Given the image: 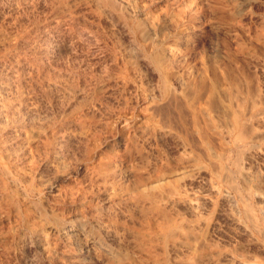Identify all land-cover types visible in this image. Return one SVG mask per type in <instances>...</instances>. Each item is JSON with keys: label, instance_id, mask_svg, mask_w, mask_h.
Returning <instances> with one entry per match:
<instances>
[{"label": "rangeland", "instance_id": "374dc122", "mask_svg": "<svg viewBox=\"0 0 264 264\" xmlns=\"http://www.w3.org/2000/svg\"><path fill=\"white\" fill-rule=\"evenodd\" d=\"M52 1L0 0V264H264V0Z\"/></svg>", "mask_w": 264, "mask_h": 264}, {"label": "bare ground", "instance_id": "6f19581e", "mask_svg": "<svg viewBox=\"0 0 264 264\" xmlns=\"http://www.w3.org/2000/svg\"><path fill=\"white\" fill-rule=\"evenodd\" d=\"M24 1H25V0H24ZM30 1H31V0H30ZM35 1H36V0H35ZM46 1H47V0H46ZM51 1H52V0H51ZM59 1H60V0H59ZM113 1H115V0H113ZM125 1H129V0H125ZM217 1H220V0H217ZM15 2H16V1H15ZM52 2H54V1H52ZM110 2H111V1H110ZM115 2H116V1H115ZM129 2H130V1H129ZM134 2H135V0H134ZM138 2H139V1H138ZM215 2H216V1H215ZM19 3H20V2H19ZM25 3H26V2H25ZM118 3H119V2H118ZM121 3H122V2H121ZM205 3H206V2H205ZM212 3H213V2H212ZM10 4H11V3H10ZM34 4H35V3H34ZM63 4H64V2H63ZM106 4H107V3H106ZM108 4H109V3H108ZM115 4H116V3H115ZM133 4H134V3H133ZM215 4H216V3H215ZM223 4H224V3H223ZM27 5H28V4H27ZM32 5H33V4H32ZM46 5H47V4H46ZM60 5H61V4H60ZM64 5H65V4H64ZM96 5H97V4H95V6H96ZM100 5H101V4H100ZM102 5H103V4H102ZM112 5H113V4H112ZM205 5H206V4H205ZM210 5H211V4H210ZM210 5H209V6H210ZM47 6H48V5H47ZM61 6H62V5H61ZM103 6H104V5H103ZM114 6H115V5H114ZM129 6H130V5H129ZM177 6H179V5H177ZM177 6H176V7H177ZM29 7H30V6H29ZM82 7H83V6H82ZM115 7H116V6H115ZM115 7H114V8H115ZM124 7H125V6H124ZM218 7H219V6H218ZM32 8H33V6H32ZM36 8H37V6H36ZM94 8H95V7H94ZM172 8H173V7H172ZM212 8H213V7H212ZM219 8H220V7H219ZM9 9H11V8H9ZM27 9H28V8H27ZM29 9H30V8H29ZM63 9H64V7H63ZM98 9H99V8H98ZM117 9H118V8H117ZM204 9H206V8H204ZM210 9H211V8H210ZM214 9H215V8H214ZM7 10H8V9H7ZM15 10H16V9H15ZM33 10L36 11V9H33ZM37 10H38V9H37ZM65 10H66V9H65ZM73 10H74V9H73ZM82 10H83V9H82ZM101 10H102V9H101ZM115 10H116V9H115ZM119 10H120V9H119ZM180 10H181V9H180ZM192 10H193V9H192ZM216 10H217V8H216ZM2 11H3V10H2ZM9 11H10V10H9ZM24 11H25V10H24ZM55 11H56V10H55ZM117 11H118V10H117ZM171 11H172V10H171ZM174 11H175V10H174ZM195 11H196V10H195ZM207 11H208V9H207ZM6 12H7V11H6ZM12 12H13V11H12ZM16 12H17V10H16ZM18 12H19V11H18ZM46 12H47V11H46ZM56 12H58V11H56ZM70 12H72V10H71ZM97 12H98V11H97ZM119 12H120V11H119ZM172 12H173V11H172ZM176 12H177V11H175L174 13H176ZM179 12H180V11H179ZM181 12H182V11H181ZM62 13H63V12H62ZM72 13H73V12H72ZM101 13H103V12H101ZM211 13H212V12H211ZM6 14H7V13H6ZM8 14H9V13H8ZM8 14H7V15H8ZM12 14H13V13H12ZM20 14H22V13H20ZM23 14H24V13H23ZM50 14H51V13H50ZM57 14H58V13H57ZM67 14H71V13H67ZM74 14H75V13H74ZM125 14H126V13H125ZM172 14H173V13H172ZM176 14H177V13H176ZM180 14H182V13H180ZM189 14H190V13H189ZM13 15H14V14H13ZM15 15H16V13H15ZM63 15H66V14H63ZM90 15H91V14H90ZM96 15H98V13H97ZM126 15H127V14H126ZM128 15H129V14H128ZM178 15H179V14H178ZM184 15H187V13H186V14L184 13ZM190 15H192V14H190ZM209 15H210V14H209ZM221 15L223 16L224 14H221ZM9 16H10V15H9ZM181 16H182V15H181ZM188 16H189V15H188ZM192 16H193V15H192ZM5 17H7V16H5ZM13 17H14V16H13ZM37 17H38V16H37ZM125 17H126V16H125ZM193 17H195V16H193ZM10 18H11V17H10ZM18 18H19V17H18ZM64 18H65V16H64ZM64 18H63V20H64ZM66 18H67V17H66ZM68 18H69V17H68ZM72 18H73V16H72ZM98 18H99V17H98ZM126 18H128V17H126ZM182 18H183V17H182ZM190 18H191V17H190ZM45 19H46V18H45ZM53 19H56V18H53ZM61 19H62V18H61ZM133 19H134V18H133ZM179 19L182 20L181 18H179ZM212 19H213V18H212ZM224 19H226V18H224ZM37 20H38V19H37ZM50 20H51V19H50ZM75 20H76V19H75ZM188 20H189V19H188ZM209 20H210V17H209ZM219 20H220V18H219ZM221 20H222V18H221ZM230 20H231V19H230ZM45 21H47V20H45ZM65 21H66V20H65ZM67 21H68V20H67ZM136 21H137V20H136ZM205 21H206V20H205ZM51 22H52V21H51ZM59 22H60V21H59ZM62 22H63V21H62ZM97 22H98V20H97ZM137 22H138V21H137ZM212 22H214V21H212ZM225 22H226V20H225ZM69 23H70V22H69ZM69 23H68V24H69ZM133 23H134V22H133ZM175 23H176V22H175ZM175 23H174V24H175ZM179 23H180V21H179ZM188 23H189V22H188ZM46 24H47V23H46ZM61 24H62V23H61ZM61 24H60V25H61ZM68 24H67V25H68ZM83 24H84V23H83ZM142 24H143V23H142ZM158 24H159V22H158ZM214 24H215V23H214ZM224 24H225V23H224ZM226 24H227V23H226ZM226 24H225V25H226ZM47 25H49V24H47ZM69 25H70V24H69ZM176 25H177V24H176ZM219 25H220V24H219ZM230 25H231V24H230ZM49 26H51V25H49ZM49 26H48V27H49ZM55 26H56V25H55ZM58 26H59V25H58ZM62 26H64V25H62ZM62 26H61V27H62ZM88 26H89V25H88ZM126 26H127V25H126ZM179 26H180V25H179ZM12 27H13V26H12ZM65 27H66V26H65ZM74 27H75V26H74ZM228 27H229V26H228ZM62 28H64V27H62ZM209 28H210V27H209ZM229 28H230V27H229ZM50 29H51V28H50ZM50 29H48V30H50ZM57 29H58V28H57ZM69 29H70V28H69ZM69 29H68V31H69ZM126 29H128V28H126ZM176 29H177V28H176ZM60 30H61V29H60ZM62 30H64V29H62ZM62 30H61V31H62ZM72 30H73V29H72ZM224 30H225V29H224ZM54 31H55V29H54ZM68 31H67V32H68ZM70 31H71V30H70ZM210 31H211V30H210ZM222 31H223V30H222ZM52 32H53V31H52ZM55 32H56V31H55ZM59 32H60V31H59ZM75 32H78V31H75ZM73 33H74V32H73ZM83 33H84V32H83ZM83 33H82V34H83ZM177 33H178V31H177ZM198 33H200V32H198ZM31 34H32V33H31ZM58 34H60V33H58ZM64 34H65V33H64ZM66 34H67V33H66ZM70 34H71V33H70ZM214 34H215V33H214ZM216 34H217V33H216ZM224 34H225V33H224ZM235 34H236V33H235ZM71 35H72V34H71ZM76 35H77V34H76ZM83 35H84V34H83ZM86 35H87V34H86ZM237 35H238V34H237ZM57 36H58V35H57ZM63 36H64V35H63ZM65 36H66V35H65ZM78 36H79V35H78ZM81 36H82V35H81ZM191 36H192V35H191ZM220 36H221V35H220ZM71 37H72V36H71ZM74 37H75V36H74ZM74 37H72V38H74ZM83 37H84V36H83ZM83 37H82V38H83ZM85 37H86V36H85ZM87 37H88V36H87ZM196 37H197V36H196ZM79 38H80V37H79ZM183 38H184V37H183ZM200 38H201V37H200ZM236 38H237V36H236ZM65 39H66V37H65ZM65 39H64V40H65ZM77 39H78V38H77ZM80 39H81V38H80ZM84 39H85V38H84ZM86 39H87V38H86ZM176 39H177V38H176ZM225 39H226V38H225ZM44 40H45V39H44ZM71 40H72V39H71ZM87 40H88V39H87ZM87 40H86V41H87ZM218 40H219V39H218ZM218 40H217V41H218ZM24 41H25V40H24ZM46 41H47V40H46ZM72 41H73V40H72ZM79 41H80V40H79ZM73 42H74V41H73ZM80 42H81V41H80ZM82 42H83V41H82ZM84 42H85V41H84ZM71 43H72V42H71ZM91 44H93V43H91ZM225 44H226V43H225ZM32 45H33V44H32ZM61 45H62V44H61ZM80 45H81V44H80ZM84 45H85V44H84ZM28 46H29V45H28ZM85 46H87V45H85ZM31 47H32V46H31ZM154 47H155V46H154ZM185 47H186V46H185ZM25 48H26V47H25ZM32 48H33V47H32ZM75 48H76V47H75ZM83 48H84V47H83ZM162 48H163V47H162ZM118 49H119V48H118ZM141 49H142V48H141ZM49 50H50V49H49ZM72 50H73V49H72ZM116 50H117V49H116ZM154 50H155V49H154ZM14 51H15V50H14ZM125 51H126V49H125ZM158 51H159V50H158ZM126 52H127V51H126ZM143 52H144V51H143ZM164 52H165V51H164ZM174 52H175V51H174ZM180 52L182 53V51H180ZM74 53H75V52H74ZM91 53H92V52H91ZM91 53H90V54H91ZM150 53H151V52H150ZM166 53H168V52H166ZM172 53H173V51H172ZM175 53H177V52H175ZM126 54H127V53H126ZM177 54H178V53H177ZM143 55H144V53H143ZM163 55H164V53H163ZM165 56H166V55H165ZM171 56H172V54H171ZM171 56H170V57H171ZM182 56H183V55H182ZM186 56H187V55H186ZM28 57H29V56H28ZM128 57H129V56H128ZM144 57H145V56H144ZM174 57H175V56H174ZM180 57H181V56H180ZM202 57H204V56H202ZM206 57H207V56H206ZM50 58H51V57H50ZM148 58H149V57H148ZM210 58H211V57H210ZM122 59H123V58H122ZM171 59H172V58H171ZM112 60H113V57H112ZM112 60H111V61H112ZM119 60H120V59H119ZM184 60H185V59H184ZM213 60H214V59H213ZM4 61H5V60H4ZM115 61H116V60H115ZM169 61H170V60H169ZM27 62H28V61H27ZM31 63H32V62H31ZM114 63H115V62H114ZM173 63H174V62H173ZM173 63H172V64H173ZM217 63H219V62H217ZM217 63H216V64H217ZM116 64H117V63H116ZM119 64L121 65L120 61H119ZM150 64H151V63H150ZM169 64H171V63H169ZM172 64H171V65H172ZM177 64H178V63H177ZM19 65H20V64H19ZM102 65H103V64H102ZM120 65H119V66H120ZM211 65H212V64H211ZM214 65H215V64H214ZM217 65H218V64H217ZM220 65H221V64H220ZM36 66H37V64H36ZM17 67H18V66H17ZM121 67H122V65H121ZM125 67H126V66H125ZM167 67H168V66H167ZM211 67H212V66H211ZM221 67H222V66H221ZM20 68H21V67H20ZM24 68H25V67H24ZM39 68H40V67H39ZM153 68H154V67H153ZM176 68H177V67H176ZM205 68H206V67H205ZM8 69H9V68H8ZM22 69H23V68H22ZM29 69H30V68H29ZM43 69H44V68H43ZM122 69H123V68H122ZM165 69H166V68H165ZM172 69H173V67H172ZM214 69H215V68H214ZM214 69L212 68L211 70H214ZM5 70H6V69H5ZM19 70H20V69H19ZM19 70H18V71H19ZM120 70H121V69H120ZM188 70H189V69H188ZM218 70H219V68H218ZM43 71H44V70H43ZM125 71H126V70H125ZM171 71H172V70H171ZM171 71H170V72H171ZM215 71H216V69H215ZM238 71H239V70H238ZM0 72H1V71H0ZM8 72H9V71H8ZM167 72H168V71H167ZM197 72H198V71H197ZM219 72H220V71H219ZM22 73H23V72H22ZM35 73H36V72H35ZM35 73H34V74H35ZM37 73H38V72H37ZM47 73H48V72H47ZM164 73H165V72H164ZM215 73H216V72H215ZM189 74H190V72H189ZM206 74H207V73H206ZM219 74L222 75V73H219ZM239 74H240V73H239ZM9 75H10V74H9ZM12 75H13V74H11V76H12ZM36 75H37V74H36ZM121 75H123V74H121ZM199 75H200V74H199ZM209 75H211V74H209ZM261 75H262V74H261ZM14 76H16V75H14ZM123 76H124V75H123ZM159 76H160V75H159ZM161 76H163V75H161ZM211 76H212V75H211ZM217 76H218V75H217ZM23 77H24V76H23ZM124 77H125V76H124ZM188 77H189V76H188ZM190 77H191V76H190ZM207 77H208V76H207ZM14 78H15V77H14ZM14 78H13V79H14ZM45 78H46V77H45ZM117 78H118V77H117ZM167 78H168V77H167ZM169 78H170V77H169ZM191 78H192V77H191ZM222 78H223V77H222ZM243 78H244V77H243ZM107 79H109V78H107ZM110 79H111V78H110ZM114 79H115V77H114ZM129 79H130V77H129ZM197 79H198V78H197ZM197 79H195V81H197ZM208 79H209V78H208ZM233 79H234V78H233ZM24 80H25V79H24ZM115 80H116V79H115ZM118 80H119V79H118ZM120 80H121V79H120ZM124 80H125V78H124ZM160 80H161V79H160ZM190 80H191V79H190ZM261 80H262V79H261ZM261 80H260V81H261ZM7 81H8V80H7ZM7 81H6V82H7ZM112 81H113V80H112ZM128 81H129V80H128ZM169 81H170V80H169ZM181 81H182V80H181ZM187 81H188V80H187ZM199 81H200V80H199ZM15 82H16V81H15ZM21 82H22V81H21ZM46 82H47V81H46ZM119 82H120V81H119ZM121 82H122V81H121ZM160 82H161V81H160ZM182 82H183V81H182ZM213 82H214V81H213ZM2 83H3V82H2ZM101 83H102V82H101ZM113 83H114V81H113ZM125 83H126V82H125ZM180 83H181V82H180ZM180 83H179V84H180ZM209 83H210V82H209ZM127 84H128V83H127ZM184 84H185V83H184ZM184 84H183V85H184ZM192 84L194 85V83H192ZM200 84H202V83H200ZM203 84H206V83L203 82ZM259 84H260V83H259ZM261 84H263V83L261 82ZM1 85H3V84H1ZM68 85H69V84H68ZM71 85H72V84H71ZM160 85H161V84H160ZM160 85H158L159 88H160ZM252 85H254V84H252ZM112 86H113V85H112ZM119 86H120V85H119ZM119 86H118V87H119ZM123 86H124V85H123ZM178 86H179V85H178ZM180 86H181V85H180ZM214 86H216V85H214ZM229 86H230V85H229ZM258 86H259V85H258ZM62 87H63V86H62ZM176 87H177V86H176ZM246 87H247V85H246ZM23 88H24V87H23ZM115 88H116V87H115ZM124 88H125V87H124ZM159 88H158V89H159ZM169 88H170V87H169ZM177 88H178V87H177ZM182 88H183V87H182ZM208 88H209V87H208ZM251 88H252V87H251ZM15 89H16V88H15ZM111 89H112V88H111ZM230 89H231V87H230ZM259 89H260V88H259ZM0 90H1V89H0ZM115 90H116V89H115ZM161 90H162V89H161ZM161 90H160V91H161ZM175 90H176V89H175ZM208 90H209V89H208ZM246 90H247V89H246ZM263 90H264V89H263ZM263 90H261V92H262ZM3 91H4V90H3ZM109 91H110V90H109ZM112 91H113V90H112ZM178 91H179V90H178ZM64 92H65V91H64ZM165 92H166V91H165ZM165 92H164V93H165ZM170 92H171V90H170ZM174 92H175V91H174ZM179 92H180V91H179ZM195 92H196V91H195ZM24 93H25V92H24ZM161 93H162V92H161ZM181 93H182V92H181ZM228 93H230V92H228ZM262 93H263V92H262ZM171 94H172V93H171ZM171 94H170V96H171ZM176 94H177V93H176ZM179 94H180V93H179ZM6 95H7V94H6ZM15 95H16V94H15ZM137 95H138V94H137ZM160 95H161V94H160ZM177 95H178V94H177ZM262 95H264V94H262ZM172 96H173V95H172ZM175 96H176V95H175ZM66 97H67V95H66ZM75 97H76V96H75ZM153 97H154V96H153ZM181 97H182V96H181ZM86 98H87V97H86ZM139 98H140V97H139ZM145 98H146V97H145ZM160 98H161V97H160ZM177 98H180V97H177ZM182 98H183V97H182ZM263 98H264V97H263ZM1 99H2V98H1ZM29 99H30V98H29ZM134 99H135V98H134ZM151 99H153V98H151ZM155 99H157V98H155ZM164 99H165V98H164ZM180 99H181V98H180ZM240 99H241V97H240ZM242 99H243V98H242ZM9 100H10V99H9ZM120 100H121V99H120ZM131 100H132V99H131ZM137 100H138V99H137ZM140 100H141V98H140ZM153 100H154V99H153ZM30 101H31V100H30ZM142 101H143V98H142ZM146 101H147V100H145V102H146ZM149 101H150V100H149ZM254 101L256 102V101H258V100H254ZM259 101H260V100H259ZM259 101H258V102H259ZM4 102H5V100H4ZM70 102H71V101H70ZM93 102H94V100H93ZM133 102H134V101H133ZM147 102H148V101H147ZM162 102H164V101H162ZM166 102H167V101H166ZM166 102H165V103H166ZM255 102H254V103H255ZM2 103H3V102H2ZM131 103H132V102H131ZM135 103H139V102H135ZM168 103H169V101H168ZM177 103H179V101H178ZM177 103H176V104H177ZM76 104H77V103H76ZM93 104H94V103H93ZM121 104H122V103H120V105H118V104H117V105H118V106H121ZM132 104H134V103H132ZM140 104H141V103H140ZM145 104H146V103H145ZM173 104H174V103H173ZM182 104H183V102H182ZM186 104H187V103H186ZM239 104L241 105L240 100H239ZM243 104H244V103H243ZM247 104H248V103H247ZM135 105H136V104H135ZM138 105H139V104H138ZM167 105H168V104H167ZM167 105L165 104V106H167ZM170 105H171V104H170ZM177 105H179V104H177ZM218 105H219V104H218ZM258 105H259V103H258ZM263 105H264V104H263ZM70 106H71V105H70ZM91 106H92V105H91ZM100 106H101V105H100ZM122 106H123V105H122ZM129 106H130V105H129ZM141 106H142V104H141ZM145 106H146V105H145ZM162 106H163V104H162ZM165 106H164V107H165ZM168 106H169V105H168ZM171 106H172V105H171ZM193 106H194V105H193ZM214 106H215V105H214ZM216 106H217V105H216ZM241 106H242V105H241ZM248 106H250V102H249V105H248ZM253 106H254V104H253ZM11 107H12V106H11ZM97 107H98V106H97ZM132 107H133V106H132ZM147 107H148V106H147ZM157 107H158V106H157ZM173 107H174V105H173ZM181 107L183 108V105H180V108H181ZM217 107H218V106H217ZM256 107H257V106H256ZM256 107H255V108H256ZM12 108H13V107H12ZM74 108H75V107H74ZM89 108H90V107H89ZM98 108H99V107H98ZM116 108H117V106H116ZM116 108H115V109H116ZM154 108H155V106H154ZM158 108H159V107H158ZM165 108H166V107H165ZM182 108H181V109H182ZM220 108H221V107H220ZM257 108H258V107H257ZM32 109H33V108H32ZM90 109H91V108H90ZM100 109H101V108H100ZM149 109H152V108H149ZM159 109H160V108H159ZM172 109H173V108H172ZM183 109H184V108H183ZM212 109H213V108H212ZM231 109H232V108H231ZM249 109H250V107H249ZM253 109H254V108H253ZM1 110H2V109H1ZM13 110H14V109H13ZM15 110H16V109H15ZM74 110H75V109H74ZM122 110H123V109H122ZM165 110H167V109H165ZM170 110H171V108L169 107V111H170ZM191 110H192V109H191ZM263 110H264V109H263ZM124 111L126 112L127 110H124ZM149 111H150V110H149ZM160 111H161V110H160ZM185 111H186V110H185ZM214 111H216V110H214ZM221 111L224 112L223 110H221ZM253 111H254V110H253ZM259 111H260V110H259ZM0 112H1V111H0ZM12 112H13V111H12ZM14 112H15V111H14ZM83 112H84V111H83ZM118 112H119V110H118ZM122 112H123V111H122ZM186 112H187V111H186ZM237 112H238V111H237ZM8 113H9V112H8ZM29 113H30V112H29ZM88 113H89V112H88ZM110 113H111V112H110ZM132 113H133V112H132ZM154 113H155V111L153 112V114H154ZM157 113H159V112H156V114H157ZM160 113H161V112H160ZM160 113H159V115H160ZM170 113H171V111H170ZM170 113H169V114H170ZM183 113H185V112H183ZM187 113H188V112H187ZM215 113H216V112H215ZM220 113H221V112H220ZM257 113H258V111H257ZM2 114H3V113H2ZM6 114H7V113H4V116H5ZM68 114H69V113H68ZM75 114H76V113H75ZM83 114H84V113H83ZM122 114H123V113H122ZM126 114H127V112H126ZM126 114H124V115H126ZM130 114H131V113H130ZM173 114H174V112H173ZM173 114H172V115H173ZM198 114H199V112H198ZM198 114H197V115H198ZM253 114H254V113H253ZM259 114H261V113H259ZM259 114H258V115H259ZM263 114H264V112H263ZM7 115H8V114H7ZM76 115H77V114H76ZM88 115H89V114H88ZM90 115H91V114H90ZM98 115H99V114H98ZM116 115H119V114H116ZM131 115H132V114H131ZM170 115H171V114H170ZM175 115H176V114H175ZM185 115H186V114H185ZM188 115H189V114H188ZM199 115H200V114H199ZM91 116H92V115H91ZM93 116H94V114H93ZM156 116H157V115H156ZM183 116H184V115H183ZM11 117H12V115H11ZM71 117H72V116H71ZM83 117H85V116H83ZM161 117H162V115L160 116V118H161ZM189 117H190V116H188V119H190ZM224 117H225V116H224ZM89 118H90V117H89ZM121 118H122V117H121ZM156 118H157V117H156ZM167 118H168V116H167ZM252 118H253V117H252ZM257 118H258V122H257V121H256V122L258 123L260 129L262 130L261 132L264 134V116H263V115H261V116L259 115V117H257ZM44 119H45V117H44ZM170 119H171V116H170ZM176 119H177V117H176ZM176 119H175V121H176ZM183 119H185V118H183ZM210 119H212V118L210 117ZM241 119H242V118H241ZM9 120H11V119H9ZM73 120H74V119H73ZM88 120H89V119H88ZM120 120H121V119H120ZM160 120H162V119H160ZM226 120H227V119H226ZM231 120H232V118H231ZM256 120H257V119H256ZM2 121H3V120H2ZM7 121H8V120H7ZM18 121H19V120H18ZM101 121H103V120H101ZM162 121H163V120H162ZM184 121H185V120H184ZM199 121H200V119H199ZM232 121H233V120H232ZM13 122L15 123V121H13ZM16 122H17V121H16ZM46 122H47V121H46ZM84 122H85V121H84ZM90 122H91V121H90ZM104 122H105V121H104ZM108 122H109V121H108ZM110 122H111V120H110ZM118 122H119V119H118ZM160 122H161V121H160ZM164 122H165V121H164ZM189 122H190V120H189ZM201 122H202V121H201ZM7 123H8V122H7ZM21 123H23V122H21ZM21 123H20V124H21ZM72 123H73V122H72ZM102 123H103V122H102ZM113 123H114V122H113ZM115 123H116V122H115ZM146 123H147V121H146ZM153 123H154V122H153ZM165 123H167V122H165ZM170 123H171V122H170ZM48 124H49V123H48ZM60 124H61V123H60ZM175 124H176V123H175ZM187 124H188V123H187ZM215 124H216V123H215ZM229 124H230V123H229ZM237 124H239V123H237ZM247 124H248V123H247ZM7 125H8V124H7ZM7 125H6L4 128L7 129V128H8ZM10 125H11V123H10ZM45 125H46V124H45ZM49 125H50V124H49ZM74 125H75V124H74ZM81 125H82V124H81ZM86 125H89V124L86 123ZM112 125H113V124H112ZM151 125H153V124H151ZM179 125H180V124H179ZM182 125H183V124H182ZM202 125H204V123H203ZM202 125H201V126H202ZM15 126H16V125H15ZM50 126H51V125H50ZM70 126H71V125H70ZM77 126H78V125H77ZM90 126H91V123H90ZM96 126H97V125H96ZM101 126H102V125H101ZM103 126H104V125H103ZM129 126H130V125H129ZM132 126H133V125H132ZM153 126H154V125H153ZM204 126H205V125H204ZM233 126H234V125H233ZM9 127H10V126H9ZM44 127H45V126H44ZM55 127H57V126H55ZM60 127H61V126H60ZM81 127H82V126H81ZM171 127H172V126H171ZM217 127H218V126H217ZM231 127H232V126H231ZM20 128H21V127H20ZM20 128H19V129H20ZM23 128H25V127L23 126ZM38 128H39V127H38ZM47 128H48V127H47ZM73 128H75V127H73ZM76 128H77V127H76ZM167 128H168V127H167ZM169 128H170V126H169ZM172 128H173V127H172ZM172 128H171V129H172ZM180 128H181V127H180ZM232 128H233V127H232ZM234 128H235V127H234ZM0 129L2 130V128H0ZM13 129H14V128H13ZM16 129H17V128H16ZM39 129H41V127H40ZM48 129H49V128H48ZM114 129H115V128H114ZM125 129H126V128H125ZM150 129H151V128H150ZM164 129H165V128H164ZM177 129H178V127H177ZM205 129H206V127H205L203 130H205ZM214 129H215V127H214ZM22 130H23V129H22ZM24 130H25V129H24ZM26 130H27V129H26ZM41 130H42V129H41ZM45 130H46V129H45ZM61 130H62V129H61ZM64 130H65V129H64ZM74 130H76V129H74ZM81 130H82V129H81ZM83 130H84V129H83ZM92 130H93V129H92ZM156 130H157V129H156ZM156 130H155V131H156ZM174 130H175V129H174ZM217 130H218V129H217ZM242 130L244 131L245 129H242ZM242 130H241V131H242ZM9 131H10V130H9ZM9 131H8V132H9ZM48 131H49V130H48ZM57 131H58V130H57ZM96 131H97V129H96ZM110 131H111V130H110ZM110 131H109V132H110ZM150 131H151V130H150ZM155 131H154V132H155ZM178 131H180V130H178ZM197 131H198V130H197ZM229 131H230V130H229ZM232 131H233V130H232ZM19 132H20V131H19ZM19 132H17V133H19ZM22 132H24V131H22ZM27 132H28V131H27ZM62 132H63V131H62ZM62 132H61V133H62ZM65 132H66V131H65ZM79 132H80V131H79ZM85 132H87V131H85ZM109 132H108V134H110ZM111 132H113V130H112ZM213 132H214V131H213ZM244 132H246V131H244ZM2 133H4V132H2ZM12 133H13V132H12ZM37 133H38V132H37ZM52 133H53V132H52ZM59 133H60V131H59ZM66 133H68V131H67ZM92 133H93V132H92ZM99 133H101V132L99 131ZM148 133H149V131H148ZM156 133H157V132H156ZM156 133H155V134H156ZM166 133H167V131H166ZM178 133H179V132H178ZM205 133H206V132H205ZM229 133H230V132H229ZM15 134H16V133H15ZM20 134H21V133H20ZM49 134H50V133H49ZM63 134H64V132H63ZM81 134H82V133H81ZM83 134H85V133L83 132ZM112 134H113V133H112ZM188 134H189V133H188ZM208 134H209V133H208ZM208 134H206V136H207ZM232 134H233V133H232ZM263 134H261V135H263ZM17 135H18V134H17ZM22 135H23V134H22ZM25 135H26V134H25ZM34 135H35V134H34ZM39 135H40V134H39ZM51 135H53V134H51ZM56 135H57V134H56ZM60 135H62V134H60ZM60 135H58V136H60ZM86 135L88 136V134H86ZM101 135H102V134H101ZM133 135H134V134H133ZM156 135H157V134H156ZM179 135H180V134H179ZM199 135H200V134H199ZM209 135H210V134H209ZM237 135H238V134H237ZM261 135H259V136H261ZM13 136H14V135H13ZM19 136H20V135H19ZM54 136H55V135H54ZM54 136H53V137H54ZM63 136H64V135H63ZM66 136H67V135H66ZM76 136H77V135H76ZM99 136H100V134H99ZM157 136H158V135H157ZM185 136H186V135H185ZM231 136H232V135H231ZM242 136H243V135H242ZM242 136H241V137H242ZM38 137H39V136H38ZM43 137H44V136H43ZM71 137H72V136H71ZM84 137H85V136H84ZM90 137H91V136L89 135V138H90ZM103 137H108V136H102V138H103ZM109 137H112V136H109ZM133 137H134V136H133ZM192 137H193V136H192ZM244 137H245V136H244ZM244 137H243V138H244ZM14 138H15V136H14ZM18 138H19V137H18ZM29 138H30V137H29ZM35 138H36V135H35ZM54 138H55V137H54ZM54 138H53V139H54ZM69 138H70V137H69ZM97 138H98V136H97ZM97 138H96V139H97ZM114 138H115V137H114ZM260 138H262V137H260ZM16 139H17V138H16ZM36 139H38V138H36ZM42 139H44V138H42ZM45 139H46V138H45ZM64 139H65V138H64ZM72 139H73V137H72ZM77 139H78V138H77ZM79 139H80V138H79ZM109 139H110V138H109ZM112 139H113V138H112ZM112 139H111V140H112ZM156 139H157V138H155V140H156ZM188 139H189V136H188ZM201 139H202V138H201ZM208 139H209V137H208ZM213 139H214V138H213ZM263 139H264V137H263ZM12 140H13V139H12ZM19 140H20V139H19ZM19 140H18V141H19ZM82 140H84V138H83ZM87 140H88V139H87ZM87 140H86V141H87ZM113 140H114V139H113ZM146 140H147V139H146ZM181 140H182V139H181ZM210 140H212V139H210ZM216 140H217V139H216ZM233 140H234V139H233ZM261 140H262V139H261ZM63 141H65V140H63ZM71 141H72V140H71ZM79 141H80V140H79ZM93 141H94V140H93ZM93 141H92V142H93ZM96 141H97V140H96ZM96 141H95V142H96ZM108 141H109V140H108ZM147 141H148V140H147ZM197 141H198V140H197ZM235 141H236V140H235ZM0 142H1V141H0ZM8 142H9V141H8ZM90 142H91V141H90ZM189 142H190V139H189ZM204 142H205V141H204ZM214 142H215V141H214ZM219 142H220V141H219ZM224 142H225V141H224ZM1 143H2V142H1ZM60 143L62 144V142H60ZM82 143H83V142H82ZM86 143H88V142H86ZM125 143H126V142H125ZM194 143H195V142H194ZM5 144H6V143H5ZM23 144H24V143H23ZM38 144H39V143H38ZM41 144L43 145L44 142L41 143ZM61 144H60V145H61ZM64 144H65V143H64ZM64 144H62V145H64ZM96 144H97V143H96ZM221 144L223 145V143H221ZM2 145H3V144H2ZM24 145H25V144H24ZM24 145H23V147H24ZM31 145H32V144H31ZM36 145H37V144H36ZM53 145H54V144H53ZM82 145H83V144H82ZM86 145H87V144H86ZM92 145H93V144H92ZM193 145H194V144H193ZM195 145L197 146L198 144H195ZM205 145H206V144H205ZM0 146H1V144H0ZM12 146H13V145H12ZM32 146H33V145H32ZM37 146H38V145H37ZM87 146H88V145H87ZM90 146H91V144L89 145V147H90ZM115 146H116V145H115ZM117 146H118V145H117ZM121 146H122V145H121ZM128 146H129V145H128ZM7 147H8V146H7ZM21 147H22V146H21ZM26 147H27V145L25 146V148H26ZM34 147H35V145H34ZM34 147H33V148H34ZM40 147H42V146H40ZM83 147H84V146H83ZM124 147H125V146H124ZM126 147H127V146H126ZM205 147H206V146H205ZM1 148H2V146H1ZM1 148H0V149H1ZM13 148H14V147H12V148L9 147V150H10V149H13ZM19 148H20V147H19ZM19 148H18V151H20ZM33 148H32V149H33ZM37 148H39V146H38ZM55 148H56V147H55ZM68 148H69V147H68ZM81 148H82V147H81ZM81 148H80V149H81ZM4 149H5V147H4ZM20 149H21V148H20ZM23 149H24V148H23ZM39 149H40V148H39ZM46 149H47V148H46ZM46 149H45V147H44V150H45V151H46ZM88 149H89V148H88ZM88 149H87V150H88ZM146 149H147V148H146ZM194 149H197V148L194 147ZM205 149H206V148H205ZM1 150H2V149H1ZM9 150H8V151H9ZM52 150H54V149L52 148ZM56 150H57V148H56ZM83 150H85V149H83ZM147 150H148V149H147ZM198 150H199V149H198ZM28 151L30 152V150H28ZM50 151H51V150H50ZM57 151L59 152V150H57ZM201 151H202V150H201ZM206 151H207V150H206ZM0 152H1V151H0ZM14 152H15V150H14ZM16 152H17V151H16ZM22 152H23V150H22ZM29 152H27V153H29ZM31 152H32V150H31ZM33 152H34V151H33ZM51 152H55V151H51ZM51 152H50V153H51ZM124 152H125V150H124ZM127 152H129V151H127ZM3 153H4V152H3ZM5 153H6V152H5ZM12 153H13V152H12ZM17 153H18V152H17ZM23 153H24V152H23ZM39 153L41 154L42 152H40V150H39ZM50 153H49V154H50ZM56 153H57V152H56ZM59 153H60V152H59ZM135 153H136V152H135ZM0 154H1V153H0ZM6 154H7V153H6ZM19 154H20V153H19ZM25 154H26V153H25ZM32 154H34V153H32ZM32 154H31V155H32ZM40 154H39V157H41ZM44 154H45V152H44ZM124 154H126V153H124ZM201 154H202V153H201ZM203 154H204V153H203ZM256 154H257V153H256ZM9 155H10V154H9ZM12 155H13V154H12ZM14 155H15V154H14ZM17 155H18V154H17ZM42 155H43V154H42ZM59 155H60V154H59ZM113 155H114V154H113ZM144 155H145V154H144ZM208 155H209V154H208ZM26 156H29V155L27 154ZM26 156H25V157H26ZM34 156H35V155H34ZM37 156H38V155H37ZM110 156H111V155H110ZM119 156H120V154H119ZM121 156H122V155H121ZM125 156H126V155H125ZM198 156H199V155H198ZM9 157H10V156H9ZM21 157H22V156H21ZM21 157H20V158H21ZM84 157H85V156H84ZM112 157H113V156H112ZM127 157H128V156H127ZM129 157H130V156H129ZM256 157H257V156H256ZM258 157H259V156H258ZM17 158H19V157L17 156ZM30 158H31V156H30ZM43 158H44V156H43ZM47 158H48V156H47ZM47 158H46V160H47ZM51 158H52V157H51ZM55 158H56V156H55ZM122 158H123V157H122ZM124 158H126V157H124ZM185 158H186V157H185ZM185 158H184V159H185ZM260 158H261V157H260ZM9 159H11V158H9ZM15 159H16V158H15ZM24 159H25V158H24ZM31 159H34V158H31ZM44 159H45V158H44ZM44 159H43V160H44ZM56 159H57V158H56ZM84 159H85V158H84ZM110 159H111V158H110ZM126 159H127V158H126ZM128 159H129V158H128ZM17 160H18V159H17ZM28 160H30V159H28ZM132 160H133V159H132ZM177 160H178V159H177ZM257 160H258V158H257ZM262 160H263V158L261 159V161H262ZM12 161H13V160H12ZM39 161H41V159H40ZM51 161H52V160H51ZM118 161H119V160H118ZM125 161H126V160H125ZM1 162H3V161H1ZM14 162H15V161H13V163H14ZM17 162H18V161H17ZM24 162H25V161H24ZM24 162H23V163H24ZM83 162H84V161H83ZM85 162H86V161H85ZM120 162H121V161H120ZM128 162H129V161H128ZM128 162H127V163H128ZM148 162H149V160H148ZM177 162H178V161H177ZM259 162H260V161H259ZM27 163H28V162H27ZM29 163H30V162H29ZM29 163H28V165H29ZM31 163H32V162H31ZM54 163H55V162H54ZM81 163H82V162H81ZM81 163H78V164L80 165ZM127 163H126V164H127ZM178 163H179V162H178ZM263 163H264V162H263ZM2 164H3V163H2ZM2 164H1V165H2ZM5 164H6V163H5ZM15 164H16V163H15ZM17 164H18V163H17ZM19 164H20V163H19ZM34 164H35V163H34ZM34 164H33V165H34ZM40 164H41V163H39V165H40ZM50 164H51V163H50ZM115 164H116V163H115ZM117 164H118V163H117ZM119 164H120V163H119ZM121 164H122V163H121ZM121 164H120V165H121ZM175 164H176V163H175ZM3 165H4V164H3ZM8 165H9V164H8ZM26 165H27V164H26ZM86 165H87V164H86ZM122 165H123V164H122ZM30 166H31V165H30ZM30 166H29V168H30ZM36 166H37V165H36ZM50 166H51V165H50ZM83 166H84V165H83ZM110 166H111V164H110ZM127 166H128V165H127ZM10 167H11V166H10ZM20 167H21V166H20ZM23 167H24V165H23ZM33 167H34V166H33ZM33 167H32V168H33ZM45 167H46V166H45ZM54 167H55V166H54ZM70 167H71V166H70ZM75 167H76V166H75ZM111 167H112V166H111ZM111 167H110V168H111ZM119 167H120V166H119ZM24 168H25V167H24ZM27 168H28V167H27ZM68 168H69V167H68ZM126 168H127V167H126ZM237 168H238V167H237ZM9 169H10V168H9ZM18 169H19V168H18ZM18 169H17V170H18ZM33 169L35 170V168H33ZM36 169H37V167H36ZM52 169H53V168H52ZM119 169H120V168H119ZM31 170H32V169H31ZM31 170H30V172H31ZM67 170H68V169H67ZM71 170H72V169H71ZM28 171H29V170H27L26 172H28ZM37 171H38V170H37ZM46 171H47V170H46ZM48 171H49V170H48ZM68 171H70V170H68ZM68 171H67V172H68ZM83 171H84V169H83L82 166H78L77 168H75V171H74V175H75V177L80 176V174H82ZM90 171H91V170H90ZM114 171H115V170H114ZM17 172H19V171H17ZM26 172H25V173H26ZM30 172H29V173H30ZM32 172H33V171H32ZM259 172H260V171H258V173H259ZM263 172H264V171H263ZM20 173H21V172H20ZM29 173H27V174L29 175ZM33 173H34V172H33ZM38 173H39V172H38ZM54 173H55V172H54ZM59 173H60V172H59ZM255 173H256V172H255ZM30 174H32V173H30ZM40 174H42V173H40ZM93 174H94V173H93ZM113 174H114V173H113ZM134 174H135V173H134ZM259 174H260V173H259ZM259 174H258V175H259ZM19 175H21V174H18L17 177H18ZM47 175H48V174H47ZM72 175H73V173H72ZM72 175H70V176H72ZM83 175H84V174H83ZM85 175H86V174H85ZM90 175H91V174H90ZM202 175H203V174H202ZM14 176H15V175H14ZM32 176H33V175H32ZM40 176H42V175H40ZM40 176L37 177V178H40ZM53 176H54L53 179L56 178V177H55L56 174L53 175ZM68 176H69V175H68ZM126 176H127V175H126ZM135 176H136V175H135ZM242 176H243V175H242ZM248 176H249V175H248ZM252 176H254V175H252ZM86 177H87V176H86ZM86 177H85V179H86ZM94 177H95V175H94ZM94 177H93V178H94ZM115 177H116V176H115ZM15 178H16V176H15ZM23 178H24V177H23ZM23 178H22V179H23ZM27 178H28V177H27ZM34 178H35V177H34ZM126 178H127V177H126ZM135 178H136V177H135ZM201 178H203V177H201ZM242 178H244V177H242ZM255 178H256V176H255ZM255 178H254V179H255ZM13 179H14V178H13ZM20 179H21V178H20ZM22 179H21V180H22ZM28 179H29V178H28ZM28 179H27V180H28ZM31 179H32V178H31ZM66 179H67V178H66ZM87 179H88V178H87ZM198 179H199V178H198ZM259 179H263V178H260V177H259ZM32 180H33V179H32ZM37 180H38V179H37ZM39 180H40V179H39ZM83 180H84V179H83ZM91 180H92V179H91ZM93 180H95V179H93ZM109 180H110V179H109ZM116 180H117V179H116ZM134 180H135V179H134ZM196 180H197V179H196ZM196 180H195V181H196ZM204 180H205V179H204ZM204 180H202V181H204ZM243 180H244V179H243ZM22 181H23V180H22ZM25 181H26V180H25ZM47 181H48V180H47ZM53 181H54V180H53ZM112 181H113V180H112ZM125 181H126V180H125ZM263 181H264V179H263ZM23 182H24V181H23ZM54 182L57 183V184L62 183V182H65V178H62L61 176H59V177H57V178L55 179ZM82 182H83V181H82ZM110 182H111V181H110ZM127 182H128V181H127ZM186 182H188V181H186ZM193 182H194V181H193ZM198 182H199V181H198ZM237 182H238V181H237ZM237 182H236V183H237ZM254 182H255V181H254ZM33 183H34V182H33ZM36 183H37V181H36ZM42 183H43V182H42ZM78 183H79V182H78ZM88 183H89V182H88ZM112 183H113V182H112ZM131 183H132V182H131ZM188 183H189V182H188ZM188 183H187V184H188ZM201 183H202V182H201ZM201 183H198V184H201ZM205 183H206V182H205ZM205 183H204V184H205ZM211 183H212V182H211ZM249 183H251V181H250ZM24 184H25V183H24ZM39 184L41 185V183H39ZM43 184H44V183H43ZM49 184H50V183H49ZM76 184H77V183H76ZM90 184H91V183H90ZM92 184H93V183H92ZM108 184H110V183H108ZM118 184L121 185V183H118ZM122 184H123V182H122ZM125 184H126V183H125ZM192 184H193V183H192ZM242 184H243V183H242ZM256 184H258V183H256ZM37 185H38V184H37ZM68 185H69V184H68ZM77 185H78V184H77ZM85 185H86V184H85ZM115 185H116V184H115ZM115 185H114V187H115ZM232 185H233V184H232ZM239 185H240V184H239ZM258 185H259V184H258ZM31 186H32V185H31ZM66 186H67V185H66ZM93 186H94V185H93ZM105 186H106V185H105ZM118 186H119V185H118ZM192 186H193V185H192ZM195 186H196V183H195ZM204 186H206V185H204ZM208 186H209V185H208ZM208 186H207V187H208ZM212 186H213V185H212ZM241 186H242V185H241ZM62 187H63V186H62ZM77 187H78V186H77ZM84 187H85V186H84ZM84 187H83V188H84ZM86 187H87V185H86ZM88 187H90V186H88ZM88 187H87V188H88ZM97 187H98V186H97ZM102 187H104V186H102ZM107 187H108V186H107ZM175 187H176V186H175ZM182 187H183V186H182ZM187 187H188V186H186V188H187ZM196 187H197V186H196ZM201 187H202V186H201ZM207 187H205V188H207ZM232 187H233V186H232ZM244 187H245V186H244ZM256 187H257V186H256ZM262 187H263V186H262ZM28 188H29V187H28ZM43 188H44V187H43ZM43 188H42V189H43ZM45 188H46V190H47L48 193H53V192H55V191H58V190L55 189V186H50V185H48V186L45 187ZM92 188H93V187H92ZM108 188H109V187H108ZM245 188H246V187H245ZM245 188H244V189H245ZM59 189H60V188H59ZM196 189H197V188H196ZM198 189H199V188H198ZM202 189H203V188H202ZM202 189H201V190H202ZM256 189H257V188H256ZM64 190L66 191V189H64ZM64 190H63V192H64ZM85 190H87V189H85ZM89 190H90V188H89ZM97 190H98V189H97ZM100 190H101V189H100ZM100 190H99V191H100ZM109 190H110V189H109ZM109 190H108V191H109ZM112 190H113V189H112ZM116 190H117V189H116ZM187 190H188V189H187ZM193 190H194V187H193ZM245 190H247V189H245ZM3 191H4V190H3ZM44 191H45V190H44ZM67 191H69V190H67ZM101 191H102V190H101ZM110 191H111V190H110ZM110 191H109V193H110ZM207 191H208V190H207ZM213 191H214V190H213ZM255 191H258V190H255ZM83 192H84V190H83ZM94 192H95V191H94ZM216 192H217V191H216ZM2 193H4V192H2ZM2 193H1V194H2ZM42 193H43V192H42ZM72 193H73V192H72ZM109 193H108V194H109ZM118 193H120V192H118ZM261 193H262V192H261ZM261 193H260V194H261ZM6 194H7V193H6ZM25 194H26V193H25ZM63 194H64V193H63ZM68 194H69V193H68ZM104 194H105V193H104ZM121 194H122V193H121ZM210 194H211V192H210ZM260 194H259V195H260ZM3 195H5V194H3ZM54 195H55V194H54ZM56 195H57V194H56ZM76 195H77V194H76ZM76 195L74 194V196H76ZM84 195H85V194H84ZM84 195H82V196H84ZM96 195H98V193H97ZM106 195H107V194H106ZM11 196H12V195H11ZM25 196H26V195H25ZM58 196H59V195H58ZM78 196H79V195H78ZM82 196H81V197H82ZM87 196H88V195H87ZM94 196H95V195H94ZM102 196H104V195H102ZM130 196H131V194H130ZM192 196H193V195H192ZM3 197H4V196H3ZM43 197H44V196H43ZM46 197H47V196H46ZM70 197H71V196H70ZM79 197H80V196H79ZM88 197H89V196H88ZM128 197H129V196H128ZM227 197H228V196H227ZM7 198H8V197H7ZM51 198H54V197L51 196ZM59 198L61 199V196H60ZM62 198H64V196H62ZM89 198H91V197H89ZM96 198H97V197H96ZM102 198H103V197H102ZM121 198H122V197H121ZM188 198H190V197H188ZM188 198H186V199H188ZM193 198H194V197H193ZM259 198H260V197H259ZM14 199H15V198H14ZM24 199H25V198H24ZM55 199L58 200V197L55 198ZM64 199H65V198H64ZM64 199H63V200H64ZM66 199H67V198H66ZM68 199H69V198H68ZM83 199H85V198H82V200H83ZM103 199H104V198H103ZM107 199H108V198H107ZM119 199H120V198H119ZM224 199H225V197H224ZM51 200H52V199H51ZM69 200H70V199H69ZM86 200L89 201V200H91V199H86ZM182 200H184V199H182ZM229 200H230V199H229ZM3 201H4V200H3ZM3 201H2V202H3ZM34 201H35V200H34ZM43 201H44V200H43ZM47 201H48V200H47ZM55 201H56V200H55ZM60 201H61V200H60ZM67 201H68V200H67ZM77 201H78V200H77ZM101 201H102V200H101ZM107 201H109V200H107ZM107 201H106V202H107ZM112 201H113V200H112ZM174 201H176V200L174 199ZM185 201H187V200H185ZM37 202H38V201H37ZM44 202H45V201H44ZM72 202L74 203L75 201H72ZM78 202H79V201H78ZM78 202H77V203H78ZM86 202H87V201H86ZM86 202H85V203H86ZM95 202H96V201H95ZM125 202H126V201H125ZM141 202H142V201H141ZM178 202H179V201H178ZM198 202H199V201H198ZM4 203H5V202H4ZM30 203H31V202H30ZM50 203H51V202H50ZM77 203H76V205H78ZM102 203H103V202H102ZM191 203H192V202H191ZM262 203H264V202H262ZM62 204L64 205V203H62ZM65 204H67V203L65 202ZM79 204H81V203H79ZM105 204H106V203H105ZM115 204H116V203H115ZM170 204H171V203H170ZM180 204L182 205V203H180ZM18 205H19V204H18ZM67 205H70V206H71V203H69V201H68V204H67ZM83 205H84V204H83ZM93 205H94V204H93ZM119 205H120V204H119ZM130 205H131V204H130ZM130 205H129V206H130ZM147 205H148V204H146V207H147ZM162 205H163V204H162ZM168 205H169V204H168ZM171 205H172V204H171ZM181 205H180V206H181ZM10 206H11V205H10ZM10 206H7V208H8V207L10 208ZM65 206H66V205H65ZM100 206H101V205H100ZM110 206H111V205H110ZM116 206H117V205H116ZM141 206H142V205H141ZM148 206H149V205H148ZM187 206H188V205H187ZM187 206H186V207H187ZM189 206H190V205H189ZM191 206H192V205H191ZM191 206H190V208H191ZM198 206H199V205H198ZM0 207H1V206H0ZM4 207H5V205H4ZM21 207H22V206H21ZM93 207H94V206H93ZM95 207H96V206H95ZM95 207H94V208H95ZM169 207H170V206H169ZM186 207H185V208H186ZM33 208H34V207H33ZM39 208H40V207H39ZM63 208H64V207H63ZM115 208H116V207H115ZM118 208H119V207H118ZM121 208H122V207H120V209H121ZM129 208H130V207H129ZM187 208H188V207H187ZM34 209H35V208H34ZM34 209H33V210H34ZM64 209H65V208H64ZM87 209H88V208H87ZM109 209H110V208H109ZM198 209H200V208L198 207ZM21 210H22V209H21ZM33 210H32V211H33ZM71 210H72V209H71ZM71 210H70V211H71ZM73 210H74V209H73ZM95 210H96V209H95ZM104 210H105V209H104ZM115 210H116V209H115ZM122 210H124V209H122ZM149 210H150V209H149ZM196 210H197V209H196ZM34 211H35V210H34ZM60 211H61V209H60ZM88 211H89V210H88ZM113 211H114V210H113ZM117 211H118V213H119V210H117ZM176 211H177V210H176ZM191 211H192V210H191ZM197 211H198V210H197ZM2 212H3V211H2ZM43 212H44V211H43ZM75 212H76V211H75ZM85 212H86V211H85ZM104 212H106V211H104ZM123 212L125 213V210H124ZM150 212H151V211H150ZM174 212H175V211H174ZM22 213H23V212H22ZM32 213H34V212H32ZM37 213H38V212H37ZM62 213H63V212H62ZM71 213H72V212H71ZM92 213H93V212H92ZM101 213H102V212H101ZM115 213H116V211H115ZM118 213H117V214H118ZM13 214H14V213H13ZM40 214H41V213H40ZM63 214H64V213H63ZM68 214H69V213H68ZM84 214H85V213H84ZM89 214H90V213H89ZM94 214H95V213H94ZM94 214H93V215H94ZM117 214H116V215H117ZM125 214H126V213H125ZM142 214H143V213H142ZM146 214H147V213H146ZM176 214H177V213H176ZM196 214H197V213H196ZM49 215H50V214H49ZM49 215H48V216H49ZM101 215H102V214H101ZM101 215H100V216H101ZM103 215H104V213H103ZM111 215H112V214H111ZM119 215H120V214H119ZM136 215H137V214H136ZM177 215H178V214H177ZM225 215H226V214H225ZM22 216H23V215H22ZM86 216H87V215H86ZM94 216H95V215H94ZM138 216H139V214H138ZM170 216H171V215H170ZM13 217H14V216H13ZM40 217H42V216H40ZM88 217H89V216H88ZM106 217H107V215H106ZM111 217H112V216H111ZM116 217H117V216H116ZM122 217H123V216H122ZM126 217H127V216H126ZM128 217H129V216H128ZM139 217H140V216H139ZM166 217H167V216H166ZM197 217H198V216H197ZM227 217H228V215H227ZM227 217H226V219H227ZM257 217H258V216H257ZM261 217H262V216H261ZM36 218H37V217H36ZM94 218H95V217H94ZM94 218H93V219H94ZM104 218H105V217H104ZM109 218H110V216H109ZM199 218H200V217H199ZM16 219H17V217H16ZM16 219H15V220H16ZM40 219H41V218H40ZM66 219H67V218H66ZM70 219H71V218H70ZM81 219H82V218H81ZM84 219H85V218H84ZM119 219H120V218H119ZM124 219H125V218H124ZM127 219H128V218H127ZM142 219H143V218H142ZM159 219H161V218H159ZM159 219H158V220H159ZM229 219H230V218H229ZM229 219H228V221H229ZM231 219H232V217H231ZM15 220H14V221H15ZM73 220H74V219H73ZM86 220H87V219H86ZM110 220H111V218H110ZM110 220H109V222H110ZM161 220H162V219H161ZM180 220H181V219H180ZM17 221H18V220H17ZM39 221H40V220H39ZM69 221H70V220H69ZM97 221H98V220H97ZM129 221H130V220H129ZM153 221H154V220H153ZM235 221H236V220H235ZM235 221H234V222H235ZM12 222H13V221H12ZM52 222H53V221H52ZM95 222H96V221H95ZM103 222H104V221H103ZM131 222H132V221H131ZM1 223H2V222H1ZM39 223H40V222H39ZM45 223H46V222H45ZM70 223H71V222H70ZM77 223H78V222H77ZM99 223H100V221H99ZM238 223H239V222H238ZM93 224H94V223H93ZM103 224H104V223H103ZM103 224H102V225H103ZM105 224H106V223H105ZM107 224H108V223H107ZM109 224H110V223H109ZM182 224H183V223H182ZM230 224H231V223H230ZM234 224H235V223H234ZM236 224H237V223H236ZM3 225H4V224H3ZM3 225H2V226H3ZM19 225H20V222H19ZM100 225H101V224H100ZM110 225H112V224H110ZM129 225H131V224H129ZM239 225H240V224H239ZM6 226H7V225H6ZM17 226H18V225H17ZM20 226H21V225H20ZM30 226H31V225H30ZM50 226H51V225H50ZM97 226H98V225H97ZM178 226L180 227V225H178ZM15 227H16V226H15ZM21 227H22V226H21ZM51 227H52V226H51ZM86 227H87V226H86ZM147 227H148V225H147ZM194 227H196V226H194ZM97 228H98V227H96L95 230H97ZM182 228H183V227H182ZM8 229H9V228H8ZM73 229H74V228H73ZM81 229H82V228H81ZM89 229H90V228H89ZM127 229H128V228H127ZM147 229H148V228H147ZM175 229H176V228H175ZM235 229H237V228H234V230H235ZM243 229H245V228H243ZM25 230H26V229H25ZM67 230H68V229H67ZM87 230H88V229H87ZM87 230H86V231H87ZM91 230H92V229H91ZM112 230H113V229H112ZM114 230H115V228H114ZM119 230H120V229H119ZM173 230H174V229H173ZM2 231H3V230H2ZM14 231H15V230H14ZM17 231H18V230H17ZM20 231H21V230H20ZM44 231H45V230H44ZM74 231H75V230H74ZM82 231H83V230H82ZM88 231H89V230H88ZM106 231H107V230H106ZM121 231H122V229H121ZM195 231H196V230H195ZM235 231H236V230H235ZM15 232H16V231H15ZM45 232H46V231H45ZM49 232H50V231H49ZM64 232H65V231H64ZM64 232H63V233H64ZM98 232H100V230H99ZM109 232H110V231H109ZM115 232H117V231L115 230ZM182 232H183V231H182ZM184 232H185V231H184ZM245 232H247V231H245ZM13 233H14V232H13ZM36 233H37V232H36ZM42 233H43V231H42ZM65 233L67 234V236H69V235H68V234H69L68 232H65ZM71 233H72V232H71ZM113 233H114V232H113ZM121 233H124V232L122 231ZM195 233H196V232H195ZM235 233H236V232H235ZM0 234H1V233H0ZM22 234H23V233H22ZM32 234H33V232H32ZM38 234H39V233H38ZM44 234H45V233H44ZM50 234H51V233H50ZM59 234H61V232H59ZM81 234H82V233H81ZM101 234H102V233H101ZM189 234H190V233H189ZM189 234H188V235H189ZM243 234H244V232H243ZM7 235H9V234H7ZM18 235H19V234H18ZM62 235H63V234H62ZM78 235H79V234H78ZM82 235H83V234H82ZM90 235H91V234H90ZM102 235H104V234H102ZM113 235H114V234H113ZM161 235H162V234H161ZM165 235H167V234H165ZM182 235H183V234H182ZM202 235H203V234H202ZM246 235H247V234H246ZM22 236H23V235H22ZM41 236H42V235H41ZM47 236H48V235H47ZM56 236H57V235H56ZM72 236H73V235H72ZM79 236H80V235H79ZM84 236H85V235H84ZM84 236H83V237H84ZM100 236H101V235H100ZM114 236H115V235H114ZM114 236H113V237H114ZM120 236L122 237V235H120ZM175 236H176V235H175ZM175 236H174V237H175ZM185 236H186V234H185ZM189 236H190V235H189ZM241 236H242V235H241ZM23 237H24V236H23ZM38 237H39V236H38ZM62 237H63V236H62ZM171 237H172V236H171ZM171 237H170V238H171ZM36 238H37V237H36ZM42 238H43V237H42ZM81 238H82V237H81ZM85 238H87V237H85ZM184 238H185V237H184ZM17 239H19V238H17ZM23 239H24V238H23ZM50 239H52V238L50 237ZM75 239H76V238H75ZM116 239H119V235H118V237H117ZM116 239H114V240H116ZM120 239H121V238H120ZM154 239H155V238H154ZM171 239H173V237H172ZM191 239H192V237H191ZM2 240H3V239H2ZM6 240H8V236H7V239H6ZM9 240H10V238H9ZM14 240H15V239H14ZM27 240H28V239H27ZM30 240H31V239H30ZM60 240H61V239H60ZM62 240H63V239H62ZM68 240H69V239H68ZM79 240H80V239H79ZM97 240H98V239H97ZM18 241H19V240H18ZM34 241H35V240H34ZM38 241H39V240H38ZM52 241L54 242V240H52ZM85 241H86V240H85ZM104 241H105V240H104ZM111 241H113V240H111ZM117 241H118V240H117ZM119 241H120V240H119ZM154 241H155V240H154ZM179 241H180V240H179ZM193 241H194V240H193ZM196 241H197V240H196ZM200 241H201V240H200ZM250 241H251V240H250ZM2 242H3V241H2ZM2 242H1V243H2ZM44 242H46V241L44 240ZM55 242H56V241H55ZM65 242H66V241H65ZM67 242H68V241H67ZM71 242H72V241H71ZM77 242H78V239H77ZM91 242H92V241H91ZM139 242H140V241H139ZM139 242H138V243H139ZM191 242H192V241H191ZM9 243H10V242H9ZM21 243H22V242H21ZM24 243H25V242H24ZM24 243H23V244H24ZM28 243H29V241H28ZM97 243H98V242H97ZM117 243H118V242H117ZM141 243H142V241H141ZM164 243H165V242H164ZM2 244H3V243H2ZM18 244H19V243H18ZM40 244H41V243H40ZM80 244H81V243H80ZM110 244H111V243H110ZM118 244H119V243H118ZM147 244H148V243H147ZM168 244H169V243H168ZM202 244H203V243H202ZM0 245H1V244H0ZM8 245H9V244H8ZM31 245H32V244H31ZM46 245H48V243H46L45 246H46ZM52 245H53V244H52ZM52 245H51V246H52ZM58 245H60V244H58ZM62 245H63V243H62ZM67 245H68V243H67ZM69 245H70V244H69ZM71 245H72V244H71ZM97 245H98V244H97ZM100 245H101V244H100ZM102 245H103V244H102ZM113 245H114V244H113ZM170 245H171V244H170ZM9 246H10V245H9ZM11 246H12V245H11ZM11 246H10V247H11ZM16 246H17V245H16ZM25 246H26V244H25ZM78 246H79V245H78ZM93 246H94V245H93ZM120 246H121V245H120ZM143 246H144V245H143ZM148 246H149V245H148ZM196 246H197V245H196ZM13 247H14V246H13ZM18 247H19V246H18ZM64 247H65V246H63V249H64ZM81 247H82V246H81ZM83 247H84V246H83ZM104 247H105V246H104ZM150 247H151V246H150ZM154 247H155V246H154ZM1 248H2V247H1ZM8 248H9V247H8ZM27 248H29V246H28ZM53 248H54V247H53ZM92 248H93V247H92ZM114 248H115V247H114ZM114 248H113L112 250H114ZM140 248H141V247H140ZM152 248H153V247H152ZM197 248H198V247H197ZM261 248H263V247H261ZM6 249H7V248H6ZM6 249H5V250H6ZM13 249H14V248H13ZM15 249H16V247H15ZM18 249H19V248H18ZM43 249H44V248H43ZM82 249H83V248H82ZM93 249H94V248H93ZM93 249H92V250H93ZM102 249H103V248H102ZM124 249H125V248H124ZM153 249H154V248H153ZM170 249H171V248H170ZM198 249H200V246H199ZM198 249H197V250H198ZM21 250H22V249H21ZM48 250H49V249H48ZM60 250H61V249H60ZM71 250H72V249H71ZM96 250H97V249H96ZM125 250H126V249H125ZM144 250H145V249H144ZM147 250H148V249H147ZM193 250H194V248H193ZM201 250H202V249H201ZM15 251H16V250H15ZM15 251H14V252H15ZM41 251H43V250H41ZM44 251H45V249H44ZM54 251H55V249H54ZM58 251H59V249H58ZM61 251H62V250H61ZM64 251H65V250H64ZM68 251H69V250H68ZM68 251H67V253H68ZM74 251H76V249H75ZM115 251H116V250H115ZM145 251H146V250H145ZM199 251H200V250H199ZM236 251H237V250H236ZM261 251H262V250H261ZM16 252H18V250H17ZM16 252H15V253H16ZM25 252H26V251H25ZM36 252H37V250H36ZM72 252H73V251H72ZM90 252H91V251H90ZM117 252H119V251H117ZM125 252H126V251H125ZM154 252H155V251H154ZM58 253H59V252H58ZM103 253H104V252H103ZM103 253H102V254H103ZM122 253H123V252H122ZM149 253H151V252H149ZM12 254H13V253H12ZM12 254H11V255H12ZM40 254H41V253H40ZM45 254H46V253H45ZM45 254H44V255H45ZM59 254H60V253H59ZM63 254H64V253H63ZM84 254H85V252H84ZM87 254H88V253H87ZM97 254H98V253H97ZM3 256H4V255H3ZM5 256H6V254H5ZM12 256H13V255H12ZM45 256H47V254H46ZM52 256H53V255H52ZM65 256H66V255H65ZM65 256H64V257H65ZM80 256H81V255H80ZM86 256H87V255H86ZM94 256H95V255H94ZM118 256H119V255H118ZM121 256H122V255H121ZM21 257H22V256H21ZM25 257H26V256H25ZM78 257H79V256H78ZM213 257H215V256H213ZM11 258H12V257H11ZM19 258H20V257H19ZM22 258H23V257H22ZM41 258H43V257H41ZM45 258H46V257H45ZM95 258H96V257H95ZM101 258H102V257H101ZM113 258H114V257H113ZM142 258H143V257H142ZM4 259L6 260V258H4ZM17 259H18V258H17ZM53 259H54V257H53ZM53 259H52V260H53ZM58 259H59V257H58ZM79 259H80V258H79ZM12 260H13V259H12ZM41 260H42V259H41ZM46 260H47V259H46ZM99 260H100V259H99ZM117 260H118V259H117ZM42 261H43V260H42ZM80 262H81V260H80ZM89 262H91V259H90ZM5 263H6V262H5ZM9 263H10V262H9ZM11 263H12V262H11ZM48 263H49V262H48ZM22 264H23V263H22ZM52 264H53V263H52ZM56 264H59V263H56Z\"/></svg>", "mask_w": 264, "mask_h": 264}]
</instances>
